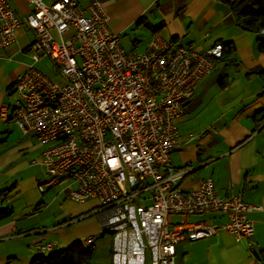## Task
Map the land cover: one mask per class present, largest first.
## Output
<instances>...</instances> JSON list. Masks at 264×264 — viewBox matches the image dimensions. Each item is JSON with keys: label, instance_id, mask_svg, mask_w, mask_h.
Instances as JSON below:
<instances>
[{"label": "built area", "instance_id": "built-area-1", "mask_svg": "<svg viewBox=\"0 0 264 264\" xmlns=\"http://www.w3.org/2000/svg\"><path fill=\"white\" fill-rule=\"evenodd\" d=\"M26 1L22 19L10 0H0V48L14 41L22 22L33 30L31 60L13 84L11 119L44 146L39 163L46 180L38 191L65 180L69 199L94 198L101 229L111 235L112 264H174L177 243L218 231L251 248L247 214L260 207L239 192L217 194L210 177L184 192L178 181L187 170L172 165L174 120L222 57L221 43L200 52L152 34L142 50H126L98 0ZM42 58L53 71L35 66ZM8 116L3 103L0 119ZM210 213L222 220L186 219ZM52 244L34 246L47 255Z\"/></svg>", "mask_w": 264, "mask_h": 264}, {"label": "crops", "instance_id": "crops-1", "mask_svg": "<svg viewBox=\"0 0 264 264\" xmlns=\"http://www.w3.org/2000/svg\"><path fill=\"white\" fill-rule=\"evenodd\" d=\"M77 1L86 5L92 0ZM98 1L108 16V29L120 36L124 49L142 50L152 34L200 52L215 43L233 44L214 61L174 120L178 144L172 165L187 170L178 181L184 192L210 177L217 194L239 192L245 202L260 207L247 214L253 221L252 247L218 231L177 243L174 264H264V93L257 74L264 69V52L257 48V38H264V32L242 29L220 0ZM10 2L23 19L27 1ZM33 37V30L22 22L14 41L0 48V105L9 107L8 118L0 119V190L11 186L0 196V209L12 210L0 219V264H28L40 254L35 242H53L52 251H57L74 241L92 245L85 264H112V239L101 229L97 201L69 199L65 180L38 191L37 185L46 180L39 163L44 146L11 119L13 84L31 60L28 45ZM186 219L222 220L212 213ZM88 236L92 238L85 242Z\"/></svg>", "mask_w": 264, "mask_h": 264}, {"label": "trees", "instance_id": "trees-1", "mask_svg": "<svg viewBox=\"0 0 264 264\" xmlns=\"http://www.w3.org/2000/svg\"><path fill=\"white\" fill-rule=\"evenodd\" d=\"M225 3L236 22L247 31L260 32L264 28V0H220ZM222 54L230 52L233 44L228 41L221 44ZM257 48L264 52V38H257ZM263 82L264 93V69L258 73ZM223 85V82H221ZM11 186L0 190V196L6 195ZM10 207L0 209V219L10 215ZM92 255V245H85L81 241H74L61 250L52 251L47 255L38 254L31 257L28 264H85Z\"/></svg>", "mask_w": 264, "mask_h": 264}, {"label": "rangeland", "instance_id": "rangeland-1", "mask_svg": "<svg viewBox=\"0 0 264 264\" xmlns=\"http://www.w3.org/2000/svg\"><path fill=\"white\" fill-rule=\"evenodd\" d=\"M51 33L54 35V38L57 40V36L55 35V33L53 31H51ZM128 50V49H126ZM136 50H140V49H136ZM35 66L37 68H40L42 70H50V71H53L54 68H53V65L51 64V61L48 59V58H44L43 60H39ZM146 195V194H145ZM200 216V214H196L194 215V217L198 218ZM171 221L172 222H177L178 221V216H172L171 217Z\"/></svg>", "mask_w": 264, "mask_h": 264}]
</instances>
